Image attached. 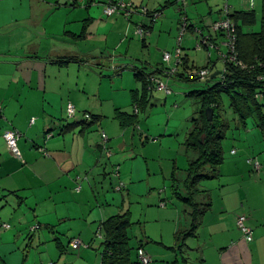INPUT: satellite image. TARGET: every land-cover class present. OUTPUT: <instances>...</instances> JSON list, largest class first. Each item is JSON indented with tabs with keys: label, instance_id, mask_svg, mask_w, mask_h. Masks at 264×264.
Returning <instances> with one entry per match:
<instances>
[{
	"label": "crops",
	"instance_id": "0c3cea01",
	"mask_svg": "<svg viewBox=\"0 0 264 264\" xmlns=\"http://www.w3.org/2000/svg\"><path fill=\"white\" fill-rule=\"evenodd\" d=\"M69 1L75 5L70 6L67 0H0V264H103L102 240L96 237L102 224L113 216L131 213L111 194L113 178L103 164L101 134L109 137V142L116 129L103 126L101 107L97 110L91 107L94 99L99 104L102 102L101 86L94 88V83L90 85L86 79L82 80L83 76L88 79L92 74L102 76L105 64L115 70L125 64L132 69L134 77L140 72L157 74L154 69L158 66L148 70L152 67L150 63L159 56L162 62L165 52L178 47L182 10L190 25L186 34L189 32L196 39L197 29L210 36L212 24L223 18L226 3L231 14H254L253 25L237 23L246 34L260 32L264 12V0H253L252 4L249 0H187V10L177 0ZM117 1L153 13L162 10V15L151 25L149 18L139 12L130 20L105 16L104 5ZM139 25L147 30L144 37L136 34ZM192 35L180 42L185 71L180 73L181 66L178 76L190 71L185 42L193 45ZM213 36L210 44L217 53V64L210 61V67H205L211 73L215 71L210 77L216 80L224 71L223 68L219 73L217 65L218 61L222 63L221 55L227 49L222 35ZM121 49L123 53L118 52ZM153 49L159 54L153 53ZM169 66H175L174 59ZM192 67L196 68L194 64ZM158 77L165 82V76ZM134 80L140 86L130 90L132 107L134 94L142 89V82ZM156 91L149 94L148 108L152 107ZM69 104L75 109L71 118L67 114ZM84 113L99 118L93 124L83 123ZM114 119L123 129L138 122L130 123L122 118V125L117 116ZM240 128L245 132L244 145L238 144L242 154L233 146L219 168L218 176L228 178L219 187L220 192L201 185L211 208L203 216L196 238L188 239L183 249L177 247L176 234L189 229L190 219L174 195L169 198L167 186L162 182L165 198L161 197L160 201H167L161 206L160 216L155 218L156 232L147 231L144 240L139 239L136 247L131 245L135 250L143 246L151 264H264V160H261L264 155L256 154L257 150L262 153L264 146L256 149L252 144L258 134L262 142L264 139L250 121L246 127L238 123L236 129ZM9 130L21 135L18 141L21 158L10 153L3 139ZM250 134L253 139L248 138ZM149 159L144 158L145 165L139 169L143 171L140 182L146 176L156 175ZM251 161L260 165L258 171ZM127 175L124 183L131 194L135 192L136 182L129 172ZM99 177L109 179L107 189L103 186L105 180ZM159 185L151 179L141 188L155 190ZM254 185L260 187L258 197L263 204L246 209L247 189ZM217 192L224 201L220 211H216L212 201ZM158 198H152L151 205ZM243 212L253 233L251 243L245 241L236 224ZM3 224L10 225V229L1 228ZM36 226L40 229L29 237V230ZM129 236L132 240L130 233ZM74 239L83 245L78 251L70 246ZM129 264H139L136 251Z\"/></svg>",
	"mask_w": 264,
	"mask_h": 264
},
{
	"label": "rangeland",
	"instance_id": "374dc122",
	"mask_svg": "<svg viewBox=\"0 0 264 264\" xmlns=\"http://www.w3.org/2000/svg\"><path fill=\"white\" fill-rule=\"evenodd\" d=\"M67 2L70 6L75 5L69 0H67ZM188 3L189 2L186 0L185 9L187 8ZM179 6L184 8L182 7L181 3H179ZM174 7L176 12H178V7ZM181 14H185V10L182 11ZM182 18L183 15H179V19ZM159 20L160 19H158L155 26L159 23ZM190 35L192 34L188 32L184 36L183 40L190 37ZM193 38L195 39V41H193V45L190 41L185 42L187 45V51L185 52L189 58L188 69L191 72H194L196 69L209 66L208 64H210V61L217 64V53L213 50L207 51L203 47L198 48L199 41L195 36H193ZM186 45H184V47ZM133 51L134 53L136 52L135 49ZM118 52L123 53L124 50L121 49ZM152 52L159 54L155 49H153ZM169 53H174V51H170ZM105 55L108 56L107 53ZM117 59L119 60V58ZM150 64L152 67L148 70H152L156 66L159 68L168 66L167 64H164L163 59L161 62L160 56L156 59H153ZM193 64L196 66V68L192 67ZM117 68L118 69L115 70L114 68L110 67V64H105V69L102 76H100L98 73V75L94 77L92 74L89 79L88 77L83 76L82 80L86 79V82L90 83V85L94 83V88H97V86L100 84L101 88L99 87V92L102 102L99 104L94 99L92 101L93 105L91 104V107H93L95 110H97L98 107H101L103 126H109L116 129L114 132V137H112L111 141L108 142V151L112 153V156L108 159V157L104 156L103 154V164L107 165V173H109L113 178L114 186L111 194L118 198L119 204L124 203L125 207L129 208L131 211L130 220L134 225L129 229V233L133 238L131 240V245L136 247L137 241L139 239L144 240L147 231H149L150 234L156 232L154 231L155 218L160 216L159 211L165 206V202L167 201H160L161 197L165 198L164 194L162 193L164 192V188H162V182H164L167 186L169 198H172L173 192L171 186L173 183V173L175 172L179 183H182L186 177L185 169L188 166V161L195 158V154L191 153L187 149L186 141L188 133L192 130V121L198 118L199 114L197 112L200 110V108L202 109V107L199 98L188 94H190L192 91L202 90L206 83L202 81L186 82L180 80L178 75L172 76L170 78L163 77L165 82H168L167 86L172 91V95L166 96L165 92H154V99L156 101L153 100L152 107L147 108V112H143L141 110L138 111L136 115L138 122L135 124V126L123 129L120 128L119 123L114 119V117L118 115L117 111L119 110V114L124 112L128 113L126 115H121L123 118L132 116L134 108L131 106L129 93L130 90H133L140 85L135 82L132 69L125 67V64L124 66H119ZM223 68L224 64L218 61L217 69L219 73L223 70ZM184 71L185 69L182 66L180 73H183ZM214 72L215 71H212L211 75ZM221 100L222 103L220 107V114L223 116V119L229 126V128L225 131V139L222 143L224 158L227 159L233 146L235 149H239V153L242 154V150L240 149L241 147H239L238 144L241 146L244 145L245 139L243 138H245V132H243L241 128L236 129V125H238L237 116L230 108L227 95H222ZM100 128H102V126ZM259 135L260 134L256 135V142L252 143L257 146L256 149L261 147V145L264 146V142L260 140L261 136ZM248 138L253 139L254 136L250 134ZM114 139H117V141ZM113 141L115 142V146L114 144L111 145V142ZM160 148H163V150ZM256 154H259V156L264 155V151L260 153V151L257 150ZM148 157L150 158L148 163L153 169H155L156 175L151 177L146 176L145 180L140 182V180L143 179V171L140 172L139 169L145 165L144 158ZM261 160L263 162L264 156L261 158ZM116 171H118L117 175ZM132 171L133 173H131ZM128 172L133 176L134 181L136 182L134 184L136 186V189H134L135 192L131 194L126 191L127 186L124 183V179L128 178L129 176L127 175ZM217 178H215L216 180H206L202 182L201 185H203L204 188H214L220 192L219 187L224 184L223 182H228V178L224 176H218ZM99 179L105 180L102 177H99ZM151 179L160 183V189H157L159 187H155V190H150L149 188L146 191L145 187L141 188L143 184L146 185ZM107 182L109 183V179L104 181L103 186H105L106 189L109 187ZM247 190L249 204L245 205V208H259V206L263 204L260 202L258 197L260 187L254 185L251 188L248 186ZM218 192L216 195L214 194V198L212 200L214 201V207L216 211H220L224 205V201ZM155 196L159 197L157 199V203L151 205L152 202H150V200L155 198ZM242 215L246 216L247 214L243 212L238 215V217Z\"/></svg>",
	"mask_w": 264,
	"mask_h": 264
},
{
	"label": "trees",
	"instance_id": "16d2710c",
	"mask_svg": "<svg viewBox=\"0 0 264 264\" xmlns=\"http://www.w3.org/2000/svg\"><path fill=\"white\" fill-rule=\"evenodd\" d=\"M156 12L160 13V16L162 15V10ZM180 15L184 14H181L180 11ZM183 18L180 19L179 31ZM228 18L233 21L237 37L235 51L233 52L235 61L226 62L221 76L216 80H212L211 77L208 78L202 90L192 91L188 94L199 98L202 109L198 118L192 121V130L186 141L187 149L195 154V158L188 161L185 170L186 177L182 183H179L175 172L172 175L171 188L173 195L182 205L184 214L190 219L189 229L178 231L176 234V244L179 249L184 247L188 239L196 238V231L201 224V220L211 208L208 195L206 196L205 190L202 189V182L217 178L219 168L225 160L222 143L225 139V131L229 126L220 114L222 95H227L230 108L237 116L239 125L246 127L247 122L250 121L253 127L259 129L264 139V12L261 30L258 33H243L240 30L241 26L237 25L238 22H242L246 26L253 25L255 23L253 13L235 12L230 13ZM209 33L208 39L211 42L214 34ZM162 70L158 67L155 69V73H161ZM146 75L142 72L135 75V78L142 82V89L141 93H135L132 99L133 108L139 106L143 112L148 108L150 100V92L147 91L146 83L143 80ZM179 77L186 82L198 81V79H189L185 74L179 75ZM208 110H213L211 121L206 114ZM117 112V119L122 122L123 117L121 115L123 113L119 114V111ZM134 114L135 112L132 113V116L124 119H129L130 123H134L137 120V114L135 116ZM86 115L89 114H83V123L93 124L99 118L89 115L90 118L87 120ZM68 117L71 118L72 116L68 115ZM122 125H124V122H122ZM132 226L130 213L128 212L113 216L102 224L99 231L103 233V235L100 233L102 238L96 237L102 240L103 264H129L132 262L135 251L138 263L141 264L138 253L143 250V246H139L136 250L131 246L129 229ZM37 227L39 230L40 227ZM38 230L31 231L30 229L29 237H31L30 233H35Z\"/></svg>",
	"mask_w": 264,
	"mask_h": 264
},
{
	"label": "built area",
	"instance_id": "2783aa9c",
	"mask_svg": "<svg viewBox=\"0 0 264 264\" xmlns=\"http://www.w3.org/2000/svg\"><path fill=\"white\" fill-rule=\"evenodd\" d=\"M249 1L251 4L253 3V0H249ZM178 2L181 3L182 7H185L186 0H179ZM138 12L143 14L145 17L149 18L150 25L154 24L157 18L160 17V13L149 12L144 7L134 8L132 5H130L126 1L109 2L104 5V15L109 18L113 16H122L125 19L130 20L133 14L138 13ZM222 12H223V18H221L220 20L212 24L211 33L221 34L225 38V41H226L225 47L227 50L225 53L221 55V61L223 64H226V62L235 61V56L233 55V52L235 51L237 37H236L233 21L228 18V15L230 14V10H229L227 3L223 7ZM188 25L189 23L184 17L183 23L179 31L180 36L178 39V47L174 50V53L165 52L163 54V58H162L163 62L164 64H167L168 66L161 67L163 69L161 73L151 74V75L148 74L145 76L144 79H145L147 91L152 92L154 90H158V91L165 92L167 96L172 94V91L167 86V83L160 80L158 76L162 75L167 78H170L172 76L178 75L179 68L182 66V57H183V51L180 47V42L185 36L187 28L190 27ZM136 34L139 37H144L145 35H147V30L142 25H139L137 26ZM196 35L199 40L198 48L203 47L207 51H210V49L212 50L213 45L210 44V40L208 39L209 36L204 35L198 29L196 30ZM172 59H174V62H175L174 67L169 66V63L171 62ZM210 75H211V71L208 68L198 69V70H195L194 72L188 71L187 73H185V76H187L189 79H196V80L198 79V81H202L205 83L207 79L210 78ZM134 112L135 114L138 113L137 107L135 108ZM67 113L69 116H72L75 113V109L71 104H69L67 107ZM85 118L88 120L90 117L89 115H86ZM33 123H34V119L31 120V124ZM20 137H21L20 133L14 130L6 131L3 134V139L7 145L8 150L13 156L17 158H21V154L18 149V141ZM101 139H102L101 145H102L103 153L105 154L106 157L110 158L112 156V153L108 151V146H107L108 138L104 133H102ZM251 163L255 167L256 171H258V169L260 168V165L257 162H253V161H251ZM117 174H118V171H116V175ZM77 190H79V188H77ZM236 224L239 230L241 231V234L243 238L245 239V241L247 243L253 242V233L251 229L247 226L246 216H243V215L239 216L237 218ZM1 228H3L4 230H8L10 229V225L3 224ZM35 230H38L37 226L31 229V231H35ZM97 237H99L100 239L102 238L100 235V232L97 234ZM82 246L83 245L79 239H74L71 242V247L73 248V250H79ZM138 255H139V260L141 264H151V258L148 257L147 254L143 250H140Z\"/></svg>",
	"mask_w": 264,
	"mask_h": 264
},
{
	"label": "water",
	"instance_id": "95a60500",
	"mask_svg": "<svg viewBox=\"0 0 264 264\" xmlns=\"http://www.w3.org/2000/svg\"><path fill=\"white\" fill-rule=\"evenodd\" d=\"M206 114L208 116V119L211 121L212 120V116H213V110L206 111ZM201 142H202V139H201Z\"/></svg>",
	"mask_w": 264,
	"mask_h": 264
}]
</instances>
